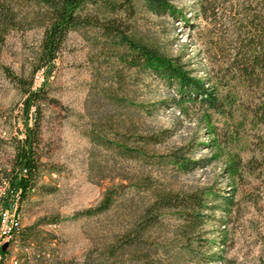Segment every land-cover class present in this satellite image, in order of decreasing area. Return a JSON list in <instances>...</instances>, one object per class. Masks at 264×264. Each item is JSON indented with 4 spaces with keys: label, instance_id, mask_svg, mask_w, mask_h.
I'll return each mask as SVG.
<instances>
[{
    "label": "rangeland",
    "instance_id": "1",
    "mask_svg": "<svg viewBox=\"0 0 264 264\" xmlns=\"http://www.w3.org/2000/svg\"><path fill=\"white\" fill-rule=\"evenodd\" d=\"M7 1L14 6L21 26L6 38L0 62L29 78L32 55L43 30L35 6ZM201 1L169 0L178 17L155 15L141 5L134 16H121L137 34L157 42L169 58H181L193 76L205 84L213 79L206 87L216 86L224 100L235 90L240 105L237 114H217L200 102L179 105L173 87L151 75L139 79L136 73L128 76V103L115 104L102 91L111 79L99 56L96 33L82 30L72 34L40 102L42 171L38 190L24 208V228L31 231L25 244L34 242L55 252L61 264H82L88 256L99 259L101 249L129 230L151 204L152 193L139 187L140 179L150 177L168 189L188 192L214 186L231 196L234 204L229 214L218 212L205 226V237L211 244L216 242L214 252L221 254L215 264H264V125H257L252 117L261 93L252 86L227 85L226 79L217 82L216 73L226 64L233 46L231 7L235 0H211L219 6L216 19L209 21L201 16ZM218 43H222V51ZM44 82L40 72L35 87ZM24 100L1 68L2 169L13 164V139L24 138ZM31 119L33 123L34 115ZM165 130L171 137L149 147L151 156H169L194 145L188 156L208 162L184 172L159 160L126 156L102 139L138 149L137 134ZM236 165L237 173L233 171ZM110 189L118 191L113 208L102 215H86ZM181 224V217L170 212L149 232L155 264H177V256L182 254L177 246Z\"/></svg>",
    "mask_w": 264,
    "mask_h": 264
},
{
    "label": "trees",
    "instance_id": "2",
    "mask_svg": "<svg viewBox=\"0 0 264 264\" xmlns=\"http://www.w3.org/2000/svg\"><path fill=\"white\" fill-rule=\"evenodd\" d=\"M21 1L35 6L40 20L38 26L43 30L42 38L32 55L29 78L16 74L1 62L0 69L7 72L25 97L24 138L13 139L15 155L9 176L21 187L26 199L37 192L42 171L38 152L41 142L40 102H43L46 86L70 36L76 32L92 30L96 33L95 43L99 46V56L110 72L111 79L102 91L113 103H128V76L136 73L139 79L151 75L173 87L177 92L175 100L179 105L184 102H200L217 114L231 117L237 114L240 105L235 90L224 100L216 86L213 89L206 87L213 79L205 84L203 80L193 76L192 70H188L181 58H169L157 42L137 34L121 16H134L141 5L155 15L170 14L178 17L179 14L170 6L169 0ZM234 3L231 7V17L235 21L233 46L226 64L216 73V80L219 84L226 79L227 85L235 82V86H252L258 89L261 98L252 117L257 125H264V0H235ZM218 6L214 1L202 0L199 7L202 18L206 21L216 19ZM20 26L14 6L7 0H0V53L6 38ZM218 45V49L222 51V43ZM40 72L44 73L45 82L40 88H36L35 81ZM156 107L154 105L152 109L155 111ZM145 108L150 112V108ZM33 115L35 119L32 123ZM170 137L169 130L150 135L137 134L135 141L140 146L138 149L107 138L102 139L103 143L120 148L121 153L126 156L159 160L163 165L184 172H190L208 162L194 161L188 156L194 151V145L181 147L169 156H151L148 153L149 147H157ZM239 163L241 165V160ZM261 163L264 165V157ZM238 167L236 165L233 168L235 173ZM139 185L152 193L151 204L129 230L101 249L99 259L88 256L82 264H127V260L136 264H155L152 261L154 245L148 234L170 212L177 213L182 220L177 244L182 254L177 256V264H215L220 261L221 254L214 252L216 242L211 244V240L205 237V226L213 219L214 214H229L234 204L231 196L223 195L214 186L188 192L168 189L150 177L140 179ZM117 195V190H108L99 205L87 210L85 214L97 216L110 211L117 202ZM30 233L31 231L24 229V242L29 241Z\"/></svg>",
    "mask_w": 264,
    "mask_h": 264
},
{
    "label": "built area",
    "instance_id": "3",
    "mask_svg": "<svg viewBox=\"0 0 264 264\" xmlns=\"http://www.w3.org/2000/svg\"><path fill=\"white\" fill-rule=\"evenodd\" d=\"M9 173L0 168V264H61L55 252L23 241L27 199Z\"/></svg>",
    "mask_w": 264,
    "mask_h": 264
}]
</instances>
